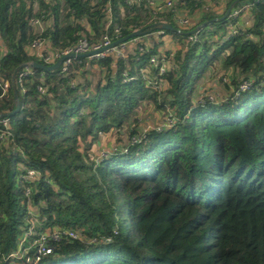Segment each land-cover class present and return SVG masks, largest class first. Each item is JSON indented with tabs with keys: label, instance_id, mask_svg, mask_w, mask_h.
<instances>
[{
	"label": "trees",
	"instance_id": "16d2710c",
	"mask_svg": "<svg viewBox=\"0 0 264 264\" xmlns=\"http://www.w3.org/2000/svg\"><path fill=\"white\" fill-rule=\"evenodd\" d=\"M224 1L154 11L149 0H0V112L19 102L0 139V264H264V0L220 18L234 0ZM32 16L53 48L139 28L148 44L25 72L43 62ZM162 22L172 28L155 33ZM164 36L173 47L158 50ZM169 49L158 75L149 58ZM146 109L175 122L130 142ZM105 134L116 149L98 157ZM56 228L78 236H47L52 251L36 259V240Z\"/></svg>",
	"mask_w": 264,
	"mask_h": 264
},
{
	"label": "built area",
	"instance_id": "2783aa9c",
	"mask_svg": "<svg viewBox=\"0 0 264 264\" xmlns=\"http://www.w3.org/2000/svg\"><path fill=\"white\" fill-rule=\"evenodd\" d=\"M138 1V0H136ZM150 4L154 8V11H160L167 8H171L175 0H149ZM249 6V3L240 4L239 2L235 6L233 5L230 11L227 15L230 17H235L239 15L241 12L247 11V8ZM36 9V7H35ZM107 10H109V6L107 7ZM31 24L34 26L36 31L38 32V36L34 38L29 46L32 49V51L42 59L43 64H52L54 63L59 57L62 55L70 54L72 53L73 56H67L65 57L58 66H62L63 70H66L68 65L71 63L72 58L78 57L81 55H84L86 52H91L88 56L91 59H97L101 58L109 53H114L116 55H122L123 53L132 52L135 51H143L144 45L148 44L146 40H143L142 36L137 35L134 37H131L125 41H120L119 43L113 44V40L107 35L104 34L102 38L97 42H91L84 36H80L77 41H75L73 44L63 48H53L50 46L49 41L46 39V37L43 34L44 30L46 29V22L39 16H32L30 19ZM182 23H188V18L184 17L182 19ZM116 31L118 29L116 28ZM164 28H160L156 30L155 33L157 34H163ZM237 32L236 25L230 24L228 30L224 34V38L229 37L232 34H235ZM164 40L167 38V36L163 37ZM189 40L194 41L195 35L190 34L188 36ZM165 46V45H164ZM171 46V45H166ZM170 48V47H168ZM172 63V52L169 49L168 54L164 52H159L156 54H153L149 58V64L154 65L158 67V75H161L165 73L166 69L170 66ZM31 61L26 62L25 64V72L30 70L31 67ZM146 70L142 68V73H146ZM148 81H151L148 78ZM10 85V82L8 80H5L3 82V90H6ZM160 85V84H159ZM249 85V81H243L240 83V88H245ZM39 89L41 92H43V88L39 86ZM210 100H216L219 98L220 93L217 90H212L211 92H206L205 94ZM200 98V99H199ZM198 100H202L201 97L196 98ZM147 111H150L148 109L141 110V112L146 113ZM141 117V115H140ZM146 117V116H145ZM175 122V118L172 114V112L169 110L167 113H164L160 116L158 122L155 124H151V126L147 127L149 128H155L156 130H162L165 128H168L172 126ZM0 139H3L7 141L9 137V121L8 118L5 116H0ZM146 130L140 132L139 134H135L131 137L130 142H134L137 139V136L140 134H143ZM116 149V147H114ZM126 149V148H125ZM124 149V150H125ZM107 152H101L100 154H97L98 157H102L103 155H106ZM36 172L32 169L28 170L26 177L32 178L36 174ZM29 192V189L27 190ZM62 234H67L71 237H77L78 233L73 229H59L56 228L52 230L49 234L43 233L37 240H36V259L40 258L41 254L49 253L52 251V248L47 244V236H50L53 239H59Z\"/></svg>",
	"mask_w": 264,
	"mask_h": 264
},
{
	"label": "rangeland",
	"instance_id": "374dc122",
	"mask_svg": "<svg viewBox=\"0 0 264 264\" xmlns=\"http://www.w3.org/2000/svg\"><path fill=\"white\" fill-rule=\"evenodd\" d=\"M167 42H170L169 39H165L164 43L162 44H158V50H161L163 48L164 45L167 44ZM212 71L209 70L206 72L205 74V82L203 83L204 86L208 89L209 92H211L212 90H215L216 86L218 85L219 81H218V75L216 74H212ZM141 115V117H139V128L137 129V132H142L144 130H146L147 127L151 126V124H155L156 122H158L159 118H160V113L155 112V111H147L146 113L141 112L139 113ZM146 116V117H145ZM113 135V134H112ZM111 137V135L105 134L102 137H99L97 139V143L99 144L100 147H96V149L94 150L95 154H100L101 152H107L112 150L115 146V141L114 139ZM111 139V140H109ZM113 146V148L111 147Z\"/></svg>",
	"mask_w": 264,
	"mask_h": 264
},
{
	"label": "water",
	"instance_id": "95a60500",
	"mask_svg": "<svg viewBox=\"0 0 264 264\" xmlns=\"http://www.w3.org/2000/svg\"><path fill=\"white\" fill-rule=\"evenodd\" d=\"M239 2L240 4H245V3H248V0H234L228 7L227 9L225 10V12L222 14V16L220 18H224L228 12L230 11V9L232 8V6L234 5V3L236 2ZM161 27L162 28H166V29H169V28H172L171 24L170 23H167V22H162L161 23ZM142 33H144V30L143 28H139V29H136V30H133L132 32L128 33L127 35H124L122 36L121 38L113 41V44H116V43H119L120 41H125L131 37H134V36H137V35H141ZM91 52H86L84 53V55H89ZM67 56H73L72 53L70 54H66V55H62L61 57H59L54 63L52 64H43V63H40V62H37V61H32L31 62V66H35V67H40V68H43V69H46V70H49V69H53V68H56L60 62ZM15 96H17V94L15 93ZM19 108V102L17 101L16 103V106L13 110L11 111H8V112H0V116H5V115H10L12 113H14L15 111H17V109Z\"/></svg>",
	"mask_w": 264,
	"mask_h": 264
},
{
	"label": "crops",
	"instance_id": "0c3cea01",
	"mask_svg": "<svg viewBox=\"0 0 264 264\" xmlns=\"http://www.w3.org/2000/svg\"><path fill=\"white\" fill-rule=\"evenodd\" d=\"M224 4H225V1H224V0H220L219 5L216 6L215 9H216L217 11H221V9L223 8ZM242 19L245 20L246 22L249 21V19H248L247 17H245V16H243V18L241 17V20H242ZM171 47H173V46H171Z\"/></svg>",
	"mask_w": 264,
	"mask_h": 264
}]
</instances>
